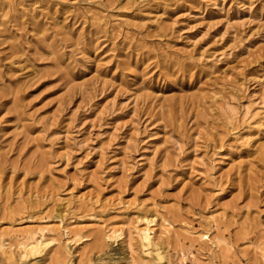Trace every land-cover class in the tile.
<instances>
[{
    "label": "rangeland",
    "instance_id": "374dc122",
    "mask_svg": "<svg viewBox=\"0 0 264 264\" xmlns=\"http://www.w3.org/2000/svg\"><path fill=\"white\" fill-rule=\"evenodd\" d=\"M0 264H264V0H0Z\"/></svg>",
    "mask_w": 264,
    "mask_h": 264
},
{
    "label": "bare ground",
    "instance_id": "6f19581e",
    "mask_svg": "<svg viewBox=\"0 0 264 264\" xmlns=\"http://www.w3.org/2000/svg\"><path fill=\"white\" fill-rule=\"evenodd\" d=\"M228 114H227V117H236L238 116L239 114L243 113L244 116L243 117H246V115L248 114L249 112V109L248 107L244 108L243 110L241 111H238L236 108L232 107V106H229L228 107V110L226 111ZM164 219V218H163ZM155 220L154 219H146V222L148 223V226L150 225V223H153ZM165 222H168L167 219L164 220ZM145 227L143 229L144 231V237L145 239L147 240H151V236H150V227ZM170 226L167 225L166 226V230L167 231H170ZM216 227H217V223H216ZM114 229V228H113ZM113 233H115V235L117 233H120L119 235H121L123 233L122 229L121 228H115L114 230H112ZM4 232V231H3ZM18 234L22 235V238H23V243L26 245V246H30V248H38V247H42L43 244H45V241L43 240V238H41L40 236H44V233L42 232V234L40 235L38 229L37 230H34V229H28V230H20L19 232H17ZM100 233V232H99ZM2 234V232H1ZM4 234V233H3ZM7 235V233H6ZM99 235V234H98ZM198 236L199 239L201 240H207V241H211L213 244L215 245H218V243H220V241L218 239H216V237H212L210 235V231H206L204 233H201V234H197L195 231H188L187 234L184 236L185 239L189 238L193 241L194 243V238L195 236ZM2 236V235H1ZM5 236V235H4ZM192 243V244H193ZM257 248H260L259 246L256 247V250ZM261 250V248H260ZM189 255L192 257V258H196V255L194 254L193 250L189 249Z\"/></svg>",
    "mask_w": 264,
    "mask_h": 264
}]
</instances>
